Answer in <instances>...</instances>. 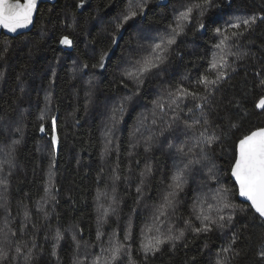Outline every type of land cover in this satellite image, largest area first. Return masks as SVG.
Instances as JSON below:
<instances>
[{"label":"trees","instance_id":"1","mask_svg":"<svg viewBox=\"0 0 264 264\" xmlns=\"http://www.w3.org/2000/svg\"><path fill=\"white\" fill-rule=\"evenodd\" d=\"M201 2L57 0L40 6L29 33L0 37V154L8 160L0 165V224L6 216L9 242L3 244L21 248L20 264H92L97 257L103 264L110 253L102 250L117 241L126 251L115 264H218L226 256L227 264H264V220L239 202L230 177L239 139L264 128V109L256 106L264 98V0H212L203 16L193 11L160 69L141 77L143 83L127 75L171 34L179 13ZM130 4L131 10L146 7L125 22ZM251 17L256 20L247 31L230 30L243 32L226 42L230 49L215 47L224 38L216 28ZM149 32L155 36L143 43L141 36ZM65 36L72 41L68 47L60 43ZM214 53L230 68L210 105L201 109L195 107L200 101L185 100L175 121L167 107L166 114L153 115L152 102L178 85L205 94L197 82L214 79L220 70L211 67ZM114 114L110 125L116 127L106 135L111 128L103 127L104 120ZM205 128L219 137L211 145L196 139ZM181 171L182 190H176ZM222 189L235 209L232 224L197 234L192 228L201 226V209L213 218L232 214L217 213L221 205L213 197ZM173 191L175 210L160 216L163 198ZM150 228L158 239L183 236L145 253Z\"/></svg>","mask_w":264,"mask_h":264},{"label":"snow or ice","instance_id":"2","mask_svg":"<svg viewBox=\"0 0 264 264\" xmlns=\"http://www.w3.org/2000/svg\"><path fill=\"white\" fill-rule=\"evenodd\" d=\"M37 0H0V26L5 29H8L11 32H15L18 28L26 27L32 21L33 12L36 9ZM212 0H202L201 3H195L192 6H188L185 10L179 13L175 26H169L171 28V34L167 37H161L160 43H157L153 46L152 51L154 56L152 58L146 59L142 64H139L138 67L134 66V71L128 72L127 75L129 78L137 80L139 83H143L141 77L150 73L153 69H160L162 65L165 64L167 60V51L168 49L176 43V37L180 36L184 33V28L188 22L192 19L193 11L196 10L199 12L200 16H203L205 10L207 8L212 7ZM130 13L125 16V22L133 19L137 15L144 14L145 4H138L139 11L131 10L133 5L130 4ZM256 17H251L249 19H237L235 23H228L226 29L216 28L215 32L217 35L223 36L224 38L221 42L215 47L221 51H223L226 47L230 49L231 46L227 45L228 40H232L233 38L238 39L243 35L241 31H230L231 29H240L243 27L244 31H247L253 23H255ZM118 27H123V25H119ZM200 29L205 28L204 23L199 24ZM230 31V35H225L226 32ZM62 45H71L72 41L67 37H63L60 40ZM113 43H116L113 40ZM232 55H236L235 53H231ZM108 53H104L100 57V67H103V61ZM214 59L211 64L213 69L219 68L220 70L216 73L214 79H208L207 76L201 77L197 82L198 85L202 84L205 88V94L200 95L198 92L189 91L182 84L178 85L173 91H169L166 97L158 98L153 101V115H155V110H159L161 113H165V108L167 107L173 113L174 121L180 118L179 112L176 109L180 108V104L185 100L191 101H200L195 105L196 108H203L204 106L210 105L211 98L215 90H217L220 85L225 81V79L229 76V72L225 69H229L230 65L224 56H221L219 60H217L216 54L214 53ZM240 58V57H237ZM87 67V65H85ZM95 67V65H94ZM231 71H235V69H231ZM261 85L264 86V80L261 81ZM138 94V93H137ZM258 108H264V98H261L260 102L256 105ZM182 111V109H181ZM189 113H192V109H188ZM119 112H124V106L121 105L119 108ZM142 120H147V116L142 117ZM113 121L115 122V114L113 116ZM154 124L156 120L152 121ZM55 118H52V124L55 126ZM197 124L199 121L196 122ZM171 125H169V128ZM186 128L191 129L193 132L196 129L193 125H185ZM231 127H236L235 124H232ZM40 130L44 131V126L41 125ZM111 129L106 135L110 134ZM208 133V128H205L204 131L199 133V136L196 138L198 143H203L205 145H211L215 141L219 139V137L212 132ZM53 143L57 142V137H52ZM111 141H109L110 143ZM179 151L183 152V148L179 149ZM192 150L189 149V152ZM187 155V153H185ZM195 163H200V160H196ZM185 167H188L187 165ZM150 172L151 169L149 168ZM211 172V169H209ZM231 175L235 178V182L238 186V195L240 197H245L247 201H250V207L254 209L255 213L259 214V218L264 220V128H258L254 131H251L250 134L243 136L239 139L238 144L236 145V154L234 156V163L231 165ZM184 173L181 171L175 177V183L172 187L176 190H182ZM212 179H215L213 176ZM139 192L140 189H137ZM175 191L169 193L168 196L163 198V203L160 205L158 212L160 216L168 215V210H175L174 204ZM214 200H217L221 207L217 209V213L222 212L224 209H232L233 212L230 215H217L216 218H213L210 215H203V210L201 209V214L197 215V219L200 220L201 226L192 228L194 232L197 234L200 233H208L213 230V228L223 229L227 226H230L233 221V216L235 214L234 206L230 203L228 199V190L222 189L220 193L213 197ZM211 207V206H209ZM107 210H105V214ZM189 227H191V221H185ZM183 236L181 233L179 236H169L165 239H158L155 237H148V243L144 244L143 250L145 253L159 251V246L173 240H179ZM61 237L59 234L57 235V240ZM235 234L233 235V242H235ZM99 239V233H98ZM129 239V237H125V240ZM230 248V246H229ZM229 248H224L222 251L224 253L229 252ZM21 248L17 247L16 252L21 253ZM31 249H28V254L24 256V259L27 261L31 258ZM102 251H106L110 253L108 259L103 261V264H115L116 261L120 260L121 256L126 251V245L124 243L110 242V247L108 249H103ZM55 255V253H53ZM262 257H264V251L260 253ZM7 256L3 251H0V261L6 260ZM228 257H224L218 261V264H227ZM92 264H101V258L97 257L92 261Z\"/></svg>","mask_w":264,"mask_h":264},{"label":"rangeland","instance_id":"3","mask_svg":"<svg viewBox=\"0 0 264 264\" xmlns=\"http://www.w3.org/2000/svg\"><path fill=\"white\" fill-rule=\"evenodd\" d=\"M154 36H155L154 33L149 32V33L141 36V38H142L143 43H148L149 40L152 39ZM153 56H154V54L151 55V53H149V56L143 57V59L146 60V59L152 58ZM113 109H114L113 105L108 106L109 111H113ZM105 116H107V115H105ZM112 120H113V116L111 118H109L107 116L104 120L103 127L107 126V127L111 128V131H112V129H115L117 123H115L114 125H110V122ZM142 123L143 122H140L139 134L142 136L143 139L146 140L149 137V135H147V129H146V127H143ZM153 136L155 137V135H153ZM0 153H1V151H0ZM7 164H8V160L6 159L5 154L4 153L0 154V165L6 166ZM9 228H10V225L8 222V218L5 216V218H3V220H1V224H0V251H3L6 254L7 259L0 261V263L1 264H20L21 261H20V258L18 257V253L16 252V249L13 248L12 246H9V248H7L5 246V244H3L6 242H9V239H8L9 235L7 233V231H9ZM154 228H150V231H148L146 233V236H144V239H145L144 244L148 243V237H151V235L153 234ZM78 257H81V255L78 254ZM76 262H79V264L83 263V261L79 260V259ZM84 264H91V262L90 263H84Z\"/></svg>","mask_w":264,"mask_h":264},{"label":"water","instance_id":"4","mask_svg":"<svg viewBox=\"0 0 264 264\" xmlns=\"http://www.w3.org/2000/svg\"><path fill=\"white\" fill-rule=\"evenodd\" d=\"M56 1L57 0H37L36 9L33 12V16H32L31 23H29L26 27L18 28L15 32H11L8 29H5L2 26H0V37L2 35H4V36L10 37V38H15V37H18L20 35L29 33L33 29V27H34V23H35V20H36V17H37V13H38V10H39L40 6L41 5H44V4H55ZM65 47H68V45H65ZM259 102H260V100H259ZM263 109L264 108H258L257 107V110H259V111H262ZM55 121H57V116H55ZM52 126H53V124H52ZM53 132H54V136H56V123H55V126H53ZM230 177H231V180L233 181V183L235 184V186L237 188V198H238L239 202H241L243 204H247L250 207L251 202L250 201H247V199L245 197H240L238 195V186H237V184L235 182V178L232 177V175H231V171H230ZM251 210L255 213L254 209L251 208ZM255 214L257 216H259L258 213H255Z\"/></svg>","mask_w":264,"mask_h":264}]
</instances>
